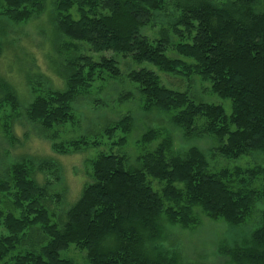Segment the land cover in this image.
I'll return each mask as SVG.
<instances>
[{"label":"trees","instance_id":"1","mask_svg":"<svg viewBox=\"0 0 264 264\" xmlns=\"http://www.w3.org/2000/svg\"><path fill=\"white\" fill-rule=\"evenodd\" d=\"M46 1L0 0V17L28 23ZM49 19L65 87L37 92L25 109L27 120L49 140L74 122L72 104L96 80L122 76L114 59L120 56L190 82L197 78L231 109L227 115L220 105L169 89L147 69L130 71L126 79L137 85L144 112L168 115L185 138H212V157L235 162L264 156V0H52ZM146 28L155 30L154 37L142 35ZM84 47L110 56L94 60ZM168 50L176 57L167 56ZM6 88L0 109L8 104L15 112L18 101ZM131 129L129 116L101 129L110 141L116 132L122 136L111 142L109 153L90 160L89 182L57 221L50 209L56 197L51 182L36 175L42 164L22 159L8 168L0 178L5 232L0 233V264H75L61 258L71 246L84 253L85 264H182L178 254L161 246L162 220L191 230L199 213L232 227L254 222L248 238L231 247L223 244L219 252L226 264H264V210L257 208L264 204V166L212 170L208 155L195 147L174 154L168 134L133 164L125 154L112 153L125 145ZM157 139V132L148 130L138 143ZM90 144L99 148L98 142L80 138L56 152ZM52 148L59 149L54 143Z\"/></svg>","mask_w":264,"mask_h":264},{"label":"rangeland","instance_id":"2","mask_svg":"<svg viewBox=\"0 0 264 264\" xmlns=\"http://www.w3.org/2000/svg\"><path fill=\"white\" fill-rule=\"evenodd\" d=\"M52 0H47L44 10L38 17L28 23L14 24L0 17V100L3 90L10 89L17 99L19 109L12 112L8 104L0 109V178H3L8 168L18 161L25 159L42 168L36 171L38 180L51 182L53 198L51 210L58 220L80 196L85 184L89 182L91 173L90 160L97 153H109L111 142L122 135L116 132L112 140L102 135L101 129L110 123L117 122L125 116L132 120V129L126 137L123 147H115L112 153L125 154L128 161L135 163L136 157L143 150H151L166 134L170 135L172 151L182 154L190 147H195L208 155L212 170L234 166L247 167L253 165L264 166V156L254 154L238 161H226L209 155L214 146V140L207 136L185 138L181 130L170 122V117L160 112L146 113L142 110L137 85L128 81L126 75L130 71L147 69L154 72L165 87L187 92L197 101L220 105L231 113L230 102L221 100L207 91V83L193 78L188 79L167 75L149 64L136 65L120 56L114 57L122 76L117 79L104 77L96 80L87 93L79 95L72 104L75 120L57 129L53 139L37 124L27 120L25 109L34 96L42 90L61 91L65 81L61 74L63 70L56 52L52 48V23L50 21ZM142 35L154 37L155 30L149 28L141 31ZM146 35V36H147ZM84 53L92 59L105 54L94 55L87 48ZM167 56L176 57L168 50ZM105 56H110L107 54ZM112 57V56H111ZM58 63V68H57ZM9 87V88H8ZM124 96L127 98L125 99ZM131 96V97H130ZM148 130L157 132L158 139L150 145L142 146L138 143L140 137ZM85 138L88 143L98 142L99 148L94 149L91 144L88 149L58 153L60 145L68 148L69 141ZM59 147L52 148V144ZM81 150V151H80ZM42 182V181H41ZM254 187H259L256 182ZM1 204V203H0ZM1 207V205H0ZM264 210V204L257 206ZM198 213V210H196ZM255 221V220H254ZM164 240L162 248L178 254L182 264H226L219 248L223 244L232 246L248 238L254 228V222L241 227H232L221 220L212 221L199 213V224L195 229L184 230L177 226L168 225L162 220ZM0 233L5 234L2 228ZM61 258L71 259L75 264L84 263V253L71 246L68 251L61 253Z\"/></svg>","mask_w":264,"mask_h":264}]
</instances>
